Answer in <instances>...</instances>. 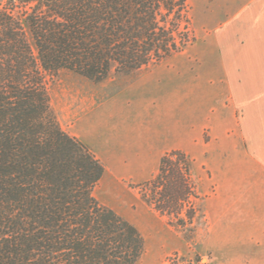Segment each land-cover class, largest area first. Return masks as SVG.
<instances>
[{
	"label": "trees",
	"instance_id": "1",
	"mask_svg": "<svg viewBox=\"0 0 264 264\" xmlns=\"http://www.w3.org/2000/svg\"><path fill=\"white\" fill-rule=\"evenodd\" d=\"M188 0H9L0 7V264H136L140 229L95 196L105 167L64 130L46 75L93 81L183 51ZM193 159L167 151L141 197L195 230ZM191 238V236H190Z\"/></svg>",
	"mask_w": 264,
	"mask_h": 264
},
{
	"label": "crops",
	"instance_id": "2",
	"mask_svg": "<svg viewBox=\"0 0 264 264\" xmlns=\"http://www.w3.org/2000/svg\"><path fill=\"white\" fill-rule=\"evenodd\" d=\"M201 1L210 2L215 37L196 70L161 63L103 99L81 98L78 106L65 100L63 110L76 126L69 133L105 167L95 196L154 244L147 264L185 251V241L125 181L149 179L167 151L205 142L210 175L196 204L198 244L209 252L208 264H264V0ZM159 70L162 80L154 76ZM132 203L147 212L146 232L125 208Z\"/></svg>",
	"mask_w": 264,
	"mask_h": 264
},
{
	"label": "rangeland",
	"instance_id": "3",
	"mask_svg": "<svg viewBox=\"0 0 264 264\" xmlns=\"http://www.w3.org/2000/svg\"><path fill=\"white\" fill-rule=\"evenodd\" d=\"M8 5L9 0H0V7ZM188 5L189 9L187 18L189 19V22L186 26V30L190 37V43L183 51L173 54L171 57L164 59V61L160 63L149 64L131 74H118L112 72L109 77L99 82L93 81L67 69L61 70L59 74L54 77L47 74L46 81L50 94L51 106L62 128L70 133L76 128L74 119L68 117L63 110L67 109V106L63 102L65 100H76V105L78 106L79 99L81 98H91L95 96L98 100L103 99L105 96L114 94L118 90L125 88L129 81L147 76V74L151 73L157 65L161 63L175 64L178 68L183 67L184 71H189V73L192 70H196L201 64V54L205 52L202 48H205L206 44L210 42L215 35L213 32V26L209 24L210 18L208 8L210 7V2L203 3L201 0H188ZM216 36H218L219 39L221 38V40L223 38L222 33ZM154 76L161 80L164 78L162 73H160V70L157 71L156 74L154 73ZM75 108L76 106H73L71 109ZM203 136L205 141H207L209 138L208 130H204ZM187 153L193 159L192 180L196 194L195 196H191L189 205H193L196 208V216L194 219L195 230L192 233L188 228L182 230V228L172 226L168 223V217L164 215L165 223H167L169 229H172V231L178 232L183 236L185 241V251H171L160 258L159 264H208L209 252L203 250L198 244L199 233L201 232H199V228L203 220L201 219V216L196 220V204L202 203L205 198V195H201L199 192L208 190L207 187L209 186L208 176L210 175V170L207 164L206 142L199 146L194 145V147L189 148ZM145 180H147V178L141 180L137 178L126 179L125 183L128 187L129 193L138 196V193L140 192L138 185ZM213 187L214 184L209 187V190L213 191ZM125 208L143 232H146L147 212L141 211L134 203L126 205ZM154 249L155 247L153 243L150 242L147 246L146 242L145 252L137 264H147L151 259ZM199 252H201V256L198 255Z\"/></svg>",
	"mask_w": 264,
	"mask_h": 264
},
{
	"label": "bare ground",
	"instance_id": "4",
	"mask_svg": "<svg viewBox=\"0 0 264 264\" xmlns=\"http://www.w3.org/2000/svg\"><path fill=\"white\" fill-rule=\"evenodd\" d=\"M66 97V96H65ZM63 101V100H62ZM65 103V101H63Z\"/></svg>",
	"mask_w": 264,
	"mask_h": 264
}]
</instances>
